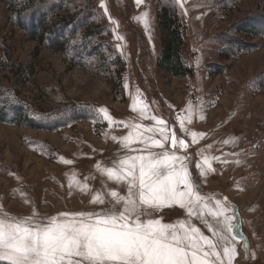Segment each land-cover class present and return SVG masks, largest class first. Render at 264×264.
I'll list each match as a JSON object with an SVG mask.
<instances>
[{
	"label": "rangeland",
	"instance_id": "rangeland-1",
	"mask_svg": "<svg viewBox=\"0 0 264 264\" xmlns=\"http://www.w3.org/2000/svg\"><path fill=\"white\" fill-rule=\"evenodd\" d=\"M57 3L47 11L56 22L81 7L98 11L110 31L94 37L106 40L98 56L113 57L114 49L124 59L126 101L113 99L114 88L93 67L74 65L60 51L32 40L17 24L13 6L0 1V56L8 64L0 67L3 91L28 105L40 125L52 126L64 112L70 115L69 105L92 110L89 119L53 130L0 121V211L23 217L35 210L44 217L80 203L84 193L75 185L85 184L78 179L89 171L86 157L94 156L112 136L130 131L120 122L158 127L131 111L133 101L143 99L148 115L165 120L169 134L175 132L185 141L186 148L176 151L192 158L190 170L202 193L214 194L213 201L226 198L238 238L233 242V264H264V34L252 38L237 30L250 23L264 30V0H184L183 6L176 2L186 26L182 57L193 68L178 78L156 65L161 50L157 0H69L55 18L51 13ZM26 22L34 23L30 18ZM100 108L108 110L115 124L104 121ZM187 109L191 121L185 120L182 130L177 117L187 116ZM192 133L197 134L195 140ZM168 148L172 150L171 135ZM205 156L212 171L200 177L195 163ZM173 211L176 220L186 216L180 208L154 216L170 222Z\"/></svg>",
	"mask_w": 264,
	"mask_h": 264
},
{
	"label": "snow or ice",
	"instance_id": "snow-or-ice-1",
	"mask_svg": "<svg viewBox=\"0 0 264 264\" xmlns=\"http://www.w3.org/2000/svg\"><path fill=\"white\" fill-rule=\"evenodd\" d=\"M176 2L183 6L184 0ZM100 7L107 13L103 3ZM143 23L147 29V19ZM148 107L145 100L135 99L131 111L158 127L120 122L130 131L111 137L120 144L117 159L111 166H96L105 179L90 203L99 207L44 217L35 210L23 217L0 211V264H233L237 256L233 242L238 238L235 216L227 215L226 198L213 203L214 194L202 193L190 170L192 158L176 151L186 148L185 141L175 132L169 134L165 120L149 116ZM98 111L104 121L115 124L107 109ZM186 111L187 116L177 117L182 130L185 120L191 121V110ZM196 135L192 133L193 140ZM195 167L200 177L212 171L206 156ZM109 182L115 187H109ZM75 186L81 192L90 191L87 183ZM171 207L184 210L185 218L165 223L154 216ZM193 220L202 223L212 237Z\"/></svg>",
	"mask_w": 264,
	"mask_h": 264
},
{
	"label": "trees",
	"instance_id": "trees-1",
	"mask_svg": "<svg viewBox=\"0 0 264 264\" xmlns=\"http://www.w3.org/2000/svg\"><path fill=\"white\" fill-rule=\"evenodd\" d=\"M8 6H13V14L15 20L22 28L26 29L29 37L38 44L46 45L56 51H60L74 65L87 68L93 67L94 71L108 84L114 88L113 99L121 102L126 101V90L123 83V72L126 68L125 61L116 50L110 51L114 53L113 57H102L98 55L103 51L106 40L94 37H100L110 32L101 23L98 11L93 8H78V12L63 17L62 21L56 22L49 19L50 15L47 11L53 3H57L58 7L52 10L56 11L51 14L58 18L57 14L60 10L66 9L69 0H0ZM56 7V4H54ZM34 7V8H32ZM80 9H82L80 11ZM32 10V12H30ZM26 13H28L26 15ZM33 20L31 26L28 25L26 19ZM156 18L161 32V50L156 59L157 68L170 76L178 78L192 73V66L188 65L182 57V46L184 44L185 23L180 16L178 4L175 0H157ZM22 19V20H21ZM104 19V18H102ZM98 24L95 28L91 26ZM260 25V24H259ZM261 26V25H260ZM238 32L247 37H257L264 34V30L258 25L250 23L239 27ZM109 42L111 39H107ZM117 53V54H116ZM0 67L8 68L7 61L0 56ZM10 94H6L0 87V121L14 124H24L31 127L45 128L53 130L59 126L65 125L67 122H75L79 120H87L92 112L88 106L78 108L74 105L67 115L61 117L58 123L50 125H40L36 123V117L30 110V107L19 101H16ZM33 121V122H32ZM41 126V127H40Z\"/></svg>",
	"mask_w": 264,
	"mask_h": 264
},
{
	"label": "crops",
	"instance_id": "crops-1",
	"mask_svg": "<svg viewBox=\"0 0 264 264\" xmlns=\"http://www.w3.org/2000/svg\"><path fill=\"white\" fill-rule=\"evenodd\" d=\"M119 152H120V144L116 141L110 140L107 143H102L98 149L96 148L94 156L90 154L86 157V162L90 165L89 171L87 174L83 175V177L78 179V181L82 183H87L90 191L83 192L84 194L82 195L83 197L80 199V203L62 209V212L74 213L80 211H88V210H92L95 207H99V206H94L90 203L91 196L93 195L94 192L101 190V181L105 179L100 175L96 166L98 164H100L101 166H111L112 161L117 159V154ZM109 187H115V185H112L109 182ZM165 209H176V211H178L179 207H171ZM173 213L175 214V217H173L174 219L171 220L170 222H169V218L168 219H166V217L162 218L161 215H159L158 217L162 218L163 222L165 223H172L174 222V220L178 218V213L177 212L175 213L174 211L172 212V214ZM52 215H56V214L49 213L48 216H52ZM209 219L211 220V217H209ZM193 223L197 227H199L205 235H208L210 238L212 237V234L207 230V228L202 223L196 220H193Z\"/></svg>",
	"mask_w": 264,
	"mask_h": 264
}]
</instances>
